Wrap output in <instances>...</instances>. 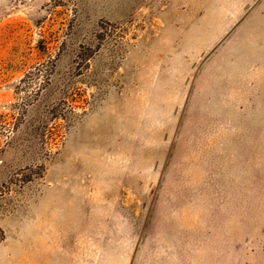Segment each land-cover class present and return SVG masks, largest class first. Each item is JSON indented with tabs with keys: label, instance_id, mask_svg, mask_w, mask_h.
<instances>
[{
	"label": "rangeland",
	"instance_id": "rangeland-1",
	"mask_svg": "<svg viewBox=\"0 0 264 264\" xmlns=\"http://www.w3.org/2000/svg\"><path fill=\"white\" fill-rule=\"evenodd\" d=\"M0 264H264V0H0Z\"/></svg>",
	"mask_w": 264,
	"mask_h": 264
}]
</instances>
